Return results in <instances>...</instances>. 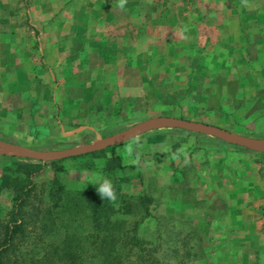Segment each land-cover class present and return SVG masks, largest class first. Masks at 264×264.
Masks as SVG:
<instances>
[{"label": "rangeland", "instance_id": "374dc122", "mask_svg": "<svg viewBox=\"0 0 264 264\" xmlns=\"http://www.w3.org/2000/svg\"><path fill=\"white\" fill-rule=\"evenodd\" d=\"M233 4L127 0L121 9L119 0H0V17L9 20L0 28L12 33L0 38V141L64 150L162 115L264 139V45L246 33L219 46ZM178 91H186L179 105L162 103ZM217 98L220 112L204 109ZM136 148L142 172L156 173L157 214L189 218L183 223L198 231L203 255L194 264H264L263 152L173 127L106 151L131 163ZM156 149L166 151L155 159ZM8 157L0 155V169ZM80 160L59 163L68 187L89 181L76 171ZM166 165L178 173L173 188L162 186L172 182ZM45 170L41 178L52 175Z\"/></svg>", "mask_w": 264, "mask_h": 264}, {"label": "trees", "instance_id": "16d2710c", "mask_svg": "<svg viewBox=\"0 0 264 264\" xmlns=\"http://www.w3.org/2000/svg\"><path fill=\"white\" fill-rule=\"evenodd\" d=\"M183 96L186 91L168 93L162 103L179 105ZM220 102L210 101L204 109L220 112ZM107 148L76 155L82 159L76 171L89 181L78 179L72 187L59 174L64 158L8 157L0 169V264H194L201 259L199 233L185 225L189 218L157 214L156 173L147 177L142 172L138 149L126 163L120 154L109 155ZM46 165L52 175L41 178ZM177 174L172 171V182L162 186L173 188ZM105 179L112 182L114 202L97 192ZM3 195L9 196L8 203ZM150 221L154 228L144 229Z\"/></svg>", "mask_w": 264, "mask_h": 264}, {"label": "water", "instance_id": "95a60500", "mask_svg": "<svg viewBox=\"0 0 264 264\" xmlns=\"http://www.w3.org/2000/svg\"><path fill=\"white\" fill-rule=\"evenodd\" d=\"M170 127L182 128L191 132L213 136L227 143L264 153V139L252 138L235 133L220 126L201 121L162 115L150 117L121 132L105 137L99 141L67 148L64 150H34L0 141V155L28 158L39 161H51L101 150L109 146L125 142L147 131Z\"/></svg>", "mask_w": 264, "mask_h": 264}, {"label": "crops", "instance_id": "0c3cea01", "mask_svg": "<svg viewBox=\"0 0 264 264\" xmlns=\"http://www.w3.org/2000/svg\"><path fill=\"white\" fill-rule=\"evenodd\" d=\"M232 8V15H230L228 18H224L222 20V24L219 26V46H225L226 41L230 39L241 40L246 33L252 34L251 37L257 41V44L264 45V0H247L246 3L244 0H234ZM2 22L4 24L9 22L7 16L4 15L3 17H0V26ZM7 34L8 37H10L12 33L0 28V38L2 36L5 37ZM167 133H171V131H167ZM153 143L154 142L151 141L150 145ZM172 144L173 142L167 145V147H170ZM155 151H160L162 153L166 151V149H156L153 151V153ZM166 169L171 170V172L173 171L172 169L168 168L167 165Z\"/></svg>", "mask_w": 264, "mask_h": 264}, {"label": "clouds", "instance_id": "9594fccd", "mask_svg": "<svg viewBox=\"0 0 264 264\" xmlns=\"http://www.w3.org/2000/svg\"><path fill=\"white\" fill-rule=\"evenodd\" d=\"M244 2L246 3L247 0H244ZM126 3H127V0H119V7L123 9ZM97 192L102 199L106 198L113 202L116 200L115 191H114L112 182L110 180L105 179L103 183L100 185V187L97 189Z\"/></svg>", "mask_w": 264, "mask_h": 264}]
</instances>
